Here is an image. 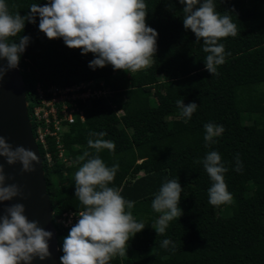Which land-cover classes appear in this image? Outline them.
<instances>
[{
    "label": "trees",
    "instance_id": "trees-1",
    "mask_svg": "<svg viewBox=\"0 0 264 264\" xmlns=\"http://www.w3.org/2000/svg\"><path fill=\"white\" fill-rule=\"evenodd\" d=\"M5 2L10 11L24 16L33 3L43 6L47 0ZM144 2L146 24L158 33L157 52L151 67L134 73L113 70L111 65L93 70L92 53L82 55L62 39L49 40L39 31V17L10 38L31 37L18 66L29 109L37 82L70 85L102 79L111 91L114 108L103 98L91 100L84 108V121L76 120L63 135L66 155L75 164L55 162L48 168L43 163L59 260L71 227L60 225L57 218L69 209L85 210L75 197L74 177L86 160L77 163V158L85 151L96 155L87 143L96 137L89 133L103 132L115 149H102L98 155L109 167L119 165L109 186L135 202L130 211L145 225L129 240L127 255L114 257L110 264H264V0H214L218 12H229L239 33L221 39L230 55L214 76L205 68L202 41L196 43L195 34L184 29L179 0ZM177 100L198 105L187 122ZM208 123L224 131L206 144ZM49 142L54 152V141ZM211 151L220 154L228 169L224 179L231 204L209 203L212 181L202 161ZM237 154L241 172L235 171ZM171 179H178L183 189V215L158 235L152 225L160 213L153 210L152 200ZM165 239L175 247H162Z\"/></svg>",
    "mask_w": 264,
    "mask_h": 264
},
{
    "label": "clouds",
    "instance_id": "clouds-1",
    "mask_svg": "<svg viewBox=\"0 0 264 264\" xmlns=\"http://www.w3.org/2000/svg\"><path fill=\"white\" fill-rule=\"evenodd\" d=\"M183 5V26L195 34L196 43L203 45L207 53L204 63L206 70L219 75L218 66L226 62L225 46L221 39L236 37L238 28L232 22L228 11L221 14L216 10L214 0H179ZM16 6L13 5V8ZM30 12L21 16L12 12L5 0H0V80L8 71L18 68L22 55L31 41L22 35L18 41L10 38L23 33L26 22L35 24L49 40L62 39L70 49H80L82 55L92 53L94 59L89 67L95 70L111 65L113 70L134 73L151 67L157 52L158 33L147 26V5L144 0H47L41 6L33 3ZM171 10V5H169ZM185 122L191 119L198 105L183 100L176 101ZM204 140L213 143L223 126L212 123L204 125ZM89 148L96 155L85 151L77 158V163L85 161L75 173V197L84 206L77 222L63 239L60 264H110L116 257L127 255L128 242L145 225L137 222L130 209L134 201L125 200L118 188L110 187L119 165L107 166L98 153L102 149L114 151L115 144L104 140L105 133L90 132ZM0 158L9 166L19 163L22 173L36 171L35 164L40 158L24 146L13 147L6 138L0 136ZM203 167L212 181L208 189L209 203L213 206L233 203L227 190L224 174L227 168L220 154L211 151L202 161ZM243 165L236 156L235 171L241 172ZM5 173L0 163V205L15 198L26 199L23 189ZM183 189L178 179L166 180L152 200V208L160 213L152 225L158 235L164 234L169 222L183 215L179 207ZM129 209V211H126ZM23 203L8 204L0 209V264H32L33 260L44 261L51 256L49 241L52 232L45 230L38 221H30L25 215ZM172 241L165 239L162 247L168 248ZM174 248L175 245L172 244Z\"/></svg>",
    "mask_w": 264,
    "mask_h": 264
},
{
    "label": "water",
    "instance_id": "water-1",
    "mask_svg": "<svg viewBox=\"0 0 264 264\" xmlns=\"http://www.w3.org/2000/svg\"><path fill=\"white\" fill-rule=\"evenodd\" d=\"M7 64V60H0ZM0 136L6 138L13 147L24 146L34 151L40 158V163L35 164L36 171L22 173L19 163L9 166L0 158L4 164L5 173L14 179L7 183H16L21 186L26 199L15 198L4 202L0 209L12 203H23L25 215L30 221H38L45 230L52 232L49 241L51 256L40 261L38 258L32 264H60L57 232L52 221L53 209L46 190V179L42 164L41 154L34 140L31 123L28 118L26 90L19 67L8 71L3 80H0Z\"/></svg>",
    "mask_w": 264,
    "mask_h": 264
},
{
    "label": "built area",
    "instance_id": "built-area-1",
    "mask_svg": "<svg viewBox=\"0 0 264 264\" xmlns=\"http://www.w3.org/2000/svg\"><path fill=\"white\" fill-rule=\"evenodd\" d=\"M110 95L111 91L102 79L81 80L70 85L37 82L34 100L30 109L27 101V109L34 140L38 149L42 150H39L42 164L48 168L53 167L55 162L67 167L75 164L66 155L62 141L64 133L76 120L84 121V108L91 100L103 98L111 104ZM50 139L55 144L54 152H51ZM81 211L84 210H66L56 221L64 227H72Z\"/></svg>",
    "mask_w": 264,
    "mask_h": 264
},
{
    "label": "rangeland",
    "instance_id": "rangeland-1",
    "mask_svg": "<svg viewBox=\"0 0 264 264\" xmlns=\"http://www.w3.org/2000/svg\"><path fill=\"white\" fill-rule=\"evenodd\" d=\"M261 87H264V83L261 84ZM117 115L121 114V110H115Z\"/></svg>",
    "mask_w": 264,
    "mask_h": 264
}]
</instances>
